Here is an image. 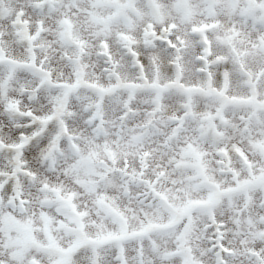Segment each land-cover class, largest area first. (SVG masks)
Segmentation results:
<instances>
[{
  "label": "snow or ice",
  "instance_id": "obj_1",
  "mask_svg": "<svg viewBox=\"0 0 264 264\" xmlns=\"http://www.w3.org/2000/svg\"><path fill=\"white\" fill-rule=\"evenodd\" d=\"M0 264H264V0H0Z\"/></svg>",
  "mask_w": 264,
  "mask_h": 264
}]
</instances>
